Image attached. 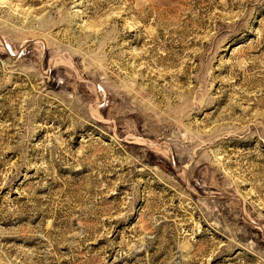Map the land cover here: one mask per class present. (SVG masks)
I'll use <instances>...</instances> for the list:
<instances>
[{
	"label": "rangeland",
	"instance_id": "obj_1",
	"mask_svg": "<svg viewBox=\"0 0 264 264\" xmlns=\"http://www.w3.org/2000/svg\"><path fill=\"white\" fill-rule=\"evenodd\" d=\"M0 264H264V0H0Z\"/></svg>",
	"mask_w": 264,
	"mask_h": 264
}]
</instances>
